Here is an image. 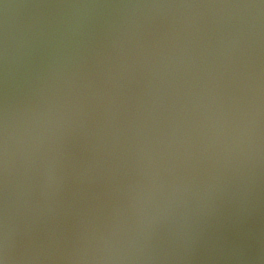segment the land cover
<instances>
[{
	"label": "water",
	"instance_id": "obj_1",
	"mask_svg": "<svg viewBox=\"0 0 264 264\" xmlns=\"http://www.w3.org/2000/svg\"><path fill=\"white\" fill-rule=\"evenodd\" d=\"M0 264H264V0H0Z\"/></svg>",
	"mask_w": 264,
	"mask_h": 264
}]
</instances>
